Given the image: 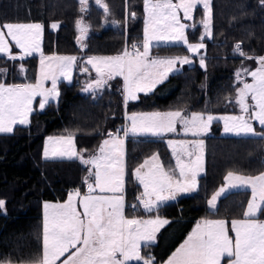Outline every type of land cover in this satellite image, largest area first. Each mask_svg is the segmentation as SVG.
<instances>
[{
    "label": "snow or ice",
    "instance_id": "6c2138e0",
    "mask_svg": "<svg viewBox=\"0 0 264 264\" xmlns=\"http://www.w3.org/2000/svg\"><path fill=\"white\" fill-rule=\"evenodd\" d=\"M213 0H143L144 27L142 44L132 43L129 48L114 56H88L79 64V70L95 71V78L86 81L83 92L96 94L97 90L110 86L109 82L122 78L123 103L139 99V93L153 92L165 83L170 74L179 72V65L193 63L187 56H152L151 50L160 44H183L188 52L198 54L205 48V38L213 36ZM264 7V0H259ZM80 11H87L89 0H79ZM105 15L111 14L105 0H95ZM202 6L203 17L198 21L203 27L199 43H190L186 29H195L193 13ZM127 7V3H126ZM181 13L183 16L181 17ZM135 19L136 13H127V20ZM114 25L118 21H111ZM50 27L58 29L59 22ZM77 37L81 49L88 35L89 25L81 17L76 20ZM45 26L42 23L5 22L0 24V54L15 61L39 54L40 70L35 82L7 84L0 81V134H11L17 125L30 124L34 111L33 102L39 97V109L43 110L60 96L58 82L63 78L71 83L73 70L78 67L75 55H45L41 44ZM21 51L12 54L9 39ZM234 52L249 60H256L255 70L243 68L236 72L242 87L236 89L235 105L237 115H213L205 112H191L186 108L165 112L126 113L128 123L108 133V138L99 145L95 154L85 158L86 150H77L75 133L49 136L44 146L45 159L78 160L86 166L87 175L83 182L87 191L79 189L68 193L64 202L43 204L42 251L36 259L18 261L16 264H157L155 257L144 249L157 240V235L170 220L158 214L162 204L176 200L182 194L198 190L199 177L204 170L205 142L214 122L223 123V132L243 137L264 138V131H257L253 121L264 129V56H249L237 43ZM206 68L203 57L199 61ZM22 74L25 69L20 67ZM250 76L251 82L242 79ZM7 75V69H0V77ZM51 81V87L45 82ZM180 126L185 136L194 139L167 140L175 160L174 166L165 167L159 154L154 153L136 167L132 173L143 191L136 196L138 203L127 205L125 199V141L129 136H151L164 138L176 133ZM122 132V135H121ZM234 189L250 190V198L241 218H203L192 229L187 238L163 261L162 264H264V172L245 175L228 171L224 184L207 201L212 214L218 210V200ZM5 201L0 200V210ZM126 207L133 212L142 208L148 218L127 215ZM231 233V234H230ZM0 264H14L11 260Z\"/></svg>",
    "mask_w": 264,
    "mask_h": 264
},
{
    "label": "trees",
    "instance_id": "16d2710c",
    "mask_svg": "<svg viewBox=\"0 0 264 264\" xmlns=\"http://www.w3.org/2000/svg\"><path fill=\"white\" fill-rule=\"evenodd\" d=\"M111 14L105 19L103 10L89 0L87 11H80L79 0H0V24L5 22L42 23L44 54H120L132 43L143 40V0H105ZM127 3V7H126ZM211 39L205 38L206 68L199 63L185 67L169 76L154 92L142 94L136 101L123 103V80L116 78L99 95L83 94L82 75L75 74L71 83L59 84L57 102H50L44 110H35L30 124L17 125L11 134H0V200L6 211H0V261H31L42 251V203L64 201L73 189L86 190L83 177L86 167L78 160H47L42 156L44 140L48 136L75 133L78 150L94 152L101 142L124 124L127 112L169 111L186 108L188 112L217 115L236 114L239 108L234 98L239 83L236 70L247 61L234 52L241 44L249 56H264V7L259 0H213ZM127 13L136 18L125 19ZM83 18L89 25L85 39L87 47L81 49L77 37L76 20ZM203 9L198 6L187 29L190 43H199L203 27L198 21ZM118 21L113 24L111 21ZM59 22L54 31L50 25ZM152 55H186L183 44H160ZM39 57L9 60L0 55V69L7 75L0 81L7 84L34 82ZM255 64V60H249ZM25 71L21 74L20 67ZM257 130L264 131L256 125ZM206 140L205 172L199 178L198 190L160 206L158 214L170 220L158 235L156 243L144 249L161 263L182 243L196 222L203 218H241L250 198L249 190H235L223 196L218 210L212 214L207 201L224 184L228 171L245 175L264 172V138L223 136L221 123L214 122ZM154 153H158L165 167L174 166L165 140L153 137L126 139V204L136 203L141 192L132 173L136 167ZM126 214L148 218L140 208ZM264 218V216H262Z\"/></svg>",
    "mask_w": 264,
    "mask_h": 264
},
{
    "label": "crops",
    "instance_id": "0c3cea01",
    "mask_svg": "<svg viewBox=\"0 0 264 264\" xmlns=\"http://www.w3.org/2000/svg\"><path fill=\"white\" fill-rule=\"evenodd\" d=\"M175 2V1H174ZM202 7V6H201ZM189 23L190 22H192V21H188ZM29 23H36V22H29ZM54 31H56V30H58V29H53ZM44 35V34H43ZM88 36V35H87ZM86 36V37H87ZM86 37L84 38V40H83V43L85 44V39H86ZM9 39V46L12 48V54H14V55H17V57H19V55H21V51H20V49H18V48H16L15 46H14V42H12L11 41V39L10 38H8ZM142 44V43H141ZM41 47H42V50H43V38H42V44H41ZM129 48V50H131V48L130 47H128ZM55 54V53H54ZM0 55H4V54H0ZM34 55H37L38 57H39V54L38 53H36V54H34ZM33 55V56H34ZM45 55H52V54H45ZM57 55H75V56H77L78 58H79V61H78V67L76 68V69H74L73 70V73H72V81H73V78H74V75L75 74H81L82 75V82H83V84H82V87H81V89L83 88V86H84V84H85V82L86 81H89V80H91V79H93V78H95V71L93 70V69H91V65H87V67L89 68V72L88 73H83V72H81L80 70H79V64L80 63H82L83 61H85L86 59H87V57L88 56H114V55H117V54H113V55H104V54H84V53H80V54H57ZM152 55V54H151ZM187 56H189L192 60H193V63H191V64H187V65H179V64H177V67L180 69V71H182L185 67H191V66H193V65H195L196 64V62H198L199 63V61H200V58L201 57H203L204 58V60H205V57H206V55L204 54V49H201L200 50V52L198 53V54H192V53H190V52H188V54H186ZM152 56H159V57H173V56H184V55H152ZM247 61H245L237 70H236V72L238 71V70H241V69H243V68H247L248 70H250V71H252V70H255V68L256 67H258V64H257V62L255 63V64H252L250 61H249V59H246ZM256 61V60H255ZM200 65V64H199ZM39 69H40V64H39V61H38V69H37V75H38V71H39ZM179 71V72H180ZM176 73H178V72H176ZM173 74H175V73H173ZM173 74H170L169 76H171V75H173ZM122 79V78H121ZM242 79H244V80H246L247 82H251V77L250 76H247V75H243L242 74ZM71 81V82H72ZM61 82H66V83H69L68 81H66V80H64L63 78H61V80L58 82V90H59V84L61 83ZM238 82V81H237ZM239 83V82H238ZM46 84V83H45ZM48 84V87L50 86V84H51V82H48L47 83ZM159 86V85H158ZM157 86V87H158ZM238 87H242V84H240L239 83V86ZM80 89V92L81 93H83V94H89V93H91V92H83L82 90ZM102 90L103 89H100V90H97V92H96V94L95 95H99L101 92H102ZM154 92V91H153ZM152 93V92H151ZM92 94V93H91ZM142 94H144V93H139L138 95L140 96V95H142ZM59 98V97H58ZM58 100V99H57ZM57 100H55V101H51V102H57ZM130 102V101H129ZM143 112H153V111H143ZM161 112V111H160ZM131 113H133V112H127V114H131ZM189 113H191V112H189ZM237 114H239V112L238 113H236V114H226V115H237ZM213 115H217V114H213ZM125 117H126V114H125ZM218 122H220V121H218ZM128 123V121L126 120V118H125V122H124V124L123 125H121L120 126V129H122L126 124ZM221 123V134H223V123L222 122H220ZM212 127V126H211ZM116 132H114V134H115ZM211 134V128H210V131L208 132V134L207 135H204L203 137H201L203 140H204V142H205V147H204V170H203V172L201 173V175H200V177L204 174V172H205V163H206V140H205V137L206 136H208V135H210ZM121 135H122V132H121ZM49 137V136H48ZM48 137H46L45 138V140H44V144H43V150H42V156H43V152H44V146H45V143H46V141H47V138ZM130 137V136H129ZM136 137H151V136H136ZM108 138V136L105 138V139H107ZM128 138V137H127ZM126 138V139H127ZM153 138H157V137H153ZM164 140H165V142H166V145H167V140H169V139H173V140H181V139H187V140H191V139H194V137H192L190 134L188 135V136H185L184 135V133H183V130H182V128L178 125L177 126V132L176 133H169V134H166L165 135V137L163 138ZM102 143V142H101ZM167 147H168V145H167ZM99 148V147H98ZM98 148H97V150H98ZM168 149H169V152H170V155H171V158H172V161H173V164H175V160H174V158H173V156H172V153H171V149L168 147ZM78 150V149H77ZM97 150L96 151H94V152H87V151H85V158H87L89 155H91V154H95L96 152H97ZM79 151V150H78ZM125 153H126V141H125ZM152 156V155H151ZM150 156V157H151ZM43 158H44V156H43ZM45 159V158H44ZM47 160H68V159H59V158H57V159H47ZM161 160V159H160ZM125 162H126V155H125ZM84 166V165H83ZM84 167H86V166H84ZM199 177V178H200ZM125 179H126V177H125ZM140 186V185H139ZM198 187H199V185H198ZM221 187V186H220ZM219 187V188H220ZM125 188H126V184H125ZM218 188V189H219ZM140 189H141V192L143 191V188H142V186H140ZM217 189V190H218ZM73 190H76V189H73ZM73 190H71L70 192H72ZM216 190V191H217ZM235 190H240V189H234V190H231V191H235ZM243 190H248V189H243ZM87 191V187H86V190L84 191V192H86ZM215 191V192H216ZM231 191H229V192H231ZM250 191V190H249ZM84 192H82V193H84ZM229 192H227V193H229ZM192 193H194V192H192ZM192 193H188V194H182V195H180V196H178L177 198H179V197H181V196H186V195H189V194H192ZM226 193V194H227ZM225 194V195H226ZM176 198V199H177ZM211 198V197H210ZM222 198V197H221ZM220 198V199H221ZM220 199L218 200V202H217V204H219V201H220ZM67 200V198L64 200V201H66ZM64 201H61V203L62 202H64ZM171 201H173V200H171ZM45 202H50V203H56V202H54V201H44L43 203H42V225H43V204L45 203ZM167 202H170V201H167ZM167 202H165V203H167ZM164 203V204H165ZM163 205V204H162ZM127 208V207H126ZM209 208V207H208ZM210 210V209H209ZM261 219H264V218H262V217H260ZM201 220V219H200ZM200 220H198L197 222H199ZM197 222H196V224H197ZM195 224V225H196ZM195 225H194V227H195ZM229 226H230V222H229ZM193 227V228H194ZM192 228V229H193ZM192 231V230H191ZM190 231V232H191ZM190 232L188 233V235L190 234ZM231 234V233H230ZM187 235V236H188ZM187 236H186V238H187ZM185 238V239H186ZM184 239V240H185ZM183 240V241H184ZM183 241H182V243H183ZM179 247V246H178ZM175 251V250H174ZM173 251V252H174ZM172 254V253H171ZM170 254V255H171ZM169 255V256H170ZM66 256H67V254H65V257H61V260L60 261H58L57 262V264H62V261L66 258ZM168 256V257H169ZM167 257V258H168ZM167 258H166V260H167ZM165 260V261H166ZM14 264H16V263H14ZM157 264H162V262L161 263H157ZM222 264H224V262H222Z\"/></svg>",
    "mask_w": 264,
    "mask_h": 264
},
{
    "label": "rangeland",
    "instance_id": "374dc122",
    "mask_svg": "<svg viewBox=\"0 0 264 264\" xmlns=\"http://www.w3.org/2000/svg\"><path fill=\"white\" fill-rule=\"evenodd\" d=\"M175 1V0H174ZM195 12V11H194ZM183 16V14L181 13V17ZM193 17H194V13H193ZM183 22H185V23H189L188 21H183ZM190 23H192V22H190ZM186 31H187V29H186ZM40 70V69H39ZM39 72V71H38ZM39 74V73H38ZM35 82V81H34ZM34 82H32V83H34ZM48 82H51V81H46L45 83V87H48ZM49 87H51V84H50V86ZM39 97H37V99H36V101H34L33 102V108H34V111L37 109V110H39V111H42V110H40L39 109V105H38V101H39ZM47 106V105H46ZM45 106V107H46ZM45 109V108H44ZM43 109V110H44ZM29 119H30V117H29ZM256 125H258V126H260L259 124H258V122H255V121H253V126L256 128ZM261 127V126H260ZM256 130H257V128H256ZM257 131H259V130H257ZM223 136H235V135H232V134H225L224 132H223V134H222ZM0 211H2V212H5L6 211V208L4 207V209H2V210H0ZM158 235H159V233H158ZM158 235H157V240H158ZM157 240H156V242H157ZM155 242V243H156Z\"/></svg>",
    "mask_w": 264,
    "mask_h": 264
},
{
    "label": "built area",
    "instance_id": "2783aa9c",
    "mask_svg": "<svg viewBox=\"0 0 264 264\" xmlns=\"http://www.w3.org/2000/svg\"><path fill=\"white\" fill-rule=\"evenodd\" d=\"M234 48H235V46H234ZM117 129H119V128H116V131H117ZM136 203H138V201L136 202ZM131 204H135V203H130L129 205H131ZM130 208V207H129ZM131 209V208H130ZM131 211L133 212V210L131 209Z\"/></svg>",
    "mask_w": 264,
    "mask_h": 264
},
{
    "label": "bare ground",
    "instance_id": "6f19581e",
    "mask_svg": "<svg viewBox=\"0 0 264 264\" xmlns=\"http://www.w3.org/2000/svg\"><path fill=\"white\" fill-rule=\"evenodd\" d=\"M116 128H119L120 129V126L119 127H116ZM116 128H115V132H116Z\"/></svg>",
    "mask_w": 264,
    "mask_h": 264
}]
</instances>
